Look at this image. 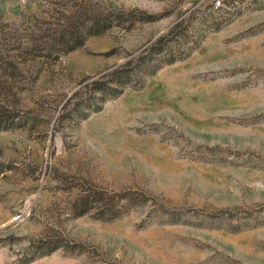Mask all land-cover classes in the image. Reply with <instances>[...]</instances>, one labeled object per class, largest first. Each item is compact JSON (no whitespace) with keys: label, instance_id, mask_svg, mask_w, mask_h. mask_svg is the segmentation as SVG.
I'll use <instances>...</instances> for the list:
<instances>
[{"label":"rangeland","instance_id":"rangeland-1","mask_svg":"<svg viewBox=\"0 0 264 264\" xmlns=\"http://www.w3.org/2000/svg\"><path fill=\"white\" fill-rule=\"evenodd\" d=\"M1 100L0 264H264V0H0Z\"/></svg>","mask_w":264,"mask_h":264},{"label":"trees","instance_id":"trees-1","mask_svg":"<svg viewBox=\"0 0 264 264\" xmlns=\"http://www.w3.org/2000/svg\"><path fill=\"white\" fill-rule=\"evenodd\" d=\"M106 20L107 19L103 17L102 18L92 17L88 15L86 10L74 9L72 12L66 15L64 20L65 24L60 23V29L58 31L60 33L57 35L59 38L60 37L65 38L64 42L67 46L66 50H71L80 46L84 42L86 37L90 35L98 34L102 30H104L107 26L105 23ZM163 39L164 36L159 37L156 43L162 42ZM14 66H15L14 70L20 71L25 69V67L22 66L20 67V65L18 66L14 65ZM10 105L11 104L9 103V100L0 101V128L9 127L11 126V124H16V122L13 120L14 116L11 115L12 109L9 108ZM89 201L90 200L86 195L79 198V200L77 201L74 207V212L76 214H82L86 212L89 205ZM102 207L105 210L107 209V211H111L113 209V206L108 204L102 205ZM42 244H44L43 246L47 249H45L44 251H40L39 255L47 254L61 246V245L60 246L56 245V243H52L51 241H47ZM27 262L28 259L23 261V263H27Z\"/></svg>","mask_w":264,"mask_h":264}]
</instances>
